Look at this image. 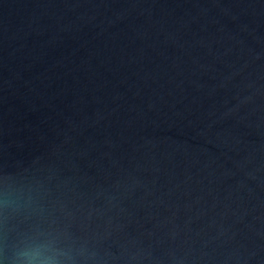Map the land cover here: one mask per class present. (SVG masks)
I'll list each match as a JSON object with an SVG mask.
<instances>
[{"label":"water","instance_id":"95a60500","mask_svg":"<svg viewBox=\"0 0 264 264\" xmlns=\"http://www.w3.org/2000/svg\"><path fill=\"white\" fill-rule=\"evenodd\" d=\"M0 178L103 264H264V0H0Z\"/></svg>","mask_w":264,"mask_h":264},{"label":"clouds","instance_id":"9594fccd","mask_svg":"<svg viewBox=\"0 0 264 264\" xmlns=\"http://www.w3.org/2000/svg\"><path fill=\"white\" fill-rule=\"evenodd\" d=\"M42 192L35 182L0 178V223L9 219L47 218ZM0 264H103L95 247L76 237L66 227L33 223L16 232L0 233Z\"/></svg>","mask_w":264,"mask_h":264}]
</instances>
